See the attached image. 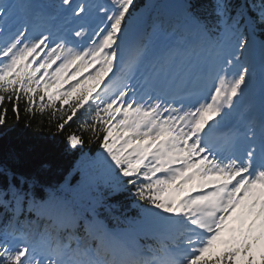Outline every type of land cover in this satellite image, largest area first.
Instances as JSON below:
<instances>
[{"label":"snow or ice","instance_id":"obj_1","mask_svg":"<svg viewBox=\"0 0 264 264\" xmlns=\"http://www.w3.org/2000/svg\"><path fill=\"white\" fill-rule=\"evenodd\" d=\"M9 111L48 112L53 154L96 144L83 187L126 179L158 246L98 230L111 191L81 216L0 162V264H264V0H0Z\"/></svg>","mask_w":264,"mask_h":264},{"label":"trees","instance_id":"obj_2","mask_svg":"<svg viewBox=\"0 0 264 264\" xmlns=\"http://www.w3.org/2000/svg\"><path fill=\"white\" fill-rule=\"evenodd\" d=\"M20 107L24 108L23 102ZM29 120H31V125L25 127ZM54 131V128L49 127L48 113L30 117L22 111L20 120L17 122L9 111L7 126L0 127V162L15 169L18 173L38 174L39 178L49 186L59 185L55 189L60 192H66V188L69 187L70 196L80 201V205H88L90 198L85 199L86 188L83 187L77 166L84 163L83 158L79 157L80 154L89 151V154L94 155L98 146L86 143L75 151L53 154L50 149ZM42 161H46V164H42ZM5 178L0 174V186L6 183ZM99 191L101 190L97 189L95 193Z\"/></svg>","mask_w":264,"mask_h":264},{"label":"bare ground","instance_id":"obj_3","mask_svg":"<svg viewBox=\"0 0 264 264\" xmlns=\"http://www.w3.org/2000/svg\"><path fill=\"white\" fill-rule=\"evenodd\" d=\"M5 179H7V178H5Z\"/></svg>","mask_w":264,"mask_h":264}]
</instances>
